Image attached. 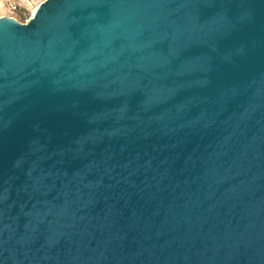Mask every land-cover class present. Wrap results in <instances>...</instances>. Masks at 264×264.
<instances>
[{
    "label": "water",
    "instance_id": "1",
    "mask_svg": "<svg viewBox=\"0 0 264 264\" xmlns=\"http://www.w3.org/2000/svg\"><path fill=\"white\" fill-rule=\"evenodd\" d=\"M0 264H264V0L0 16Z\"/></svg>",
    "mask_w": 264,
    "mask_h": 264
},
{
    "label": "rangeland",
    "instance_id": "2",
    "mask_svg": "<svg viewBox=\"0 0 264 264\" xmlns=\"http://www.w3.org/2000/svg\"><path fill=\"white\" fill-rule=\"evenodd\" d=\"M43 1L45 0H20L21 8L14 13L9 12V14H13L21 22H26L32 17L34 9Z\"/></svg>",
    "mask_w": 264,
    "mask_h": 264
},
{
    "label": "built area",
    "instance_id": "3",
    "mask_svg": "<svg viewBox=\"0 0 264 264\" xmlns=\"http://www.w3.org/2000/svg\"><path fill=\"white\" fill-rule=\"evenodd\" d=\"M20 5H21V3H20L18 0H9V1H8V8H9V11H10L11 13H14V12H16L17 10H19ZM8 16H13V17H15L13 14H10V15H8ZM28 20H29V19H27V21H28Z\"/></svg>",
    "mask_w": 264,
    "mask_h": 264
},
{
    "label": "crops",
    "instance_id": "4",
    "mask_svg": "<svg viewBox=\"0 0 264 264\" xmlns=\"http://www.w3.org/2000/svg\"><path fill=\"white\" fill-rule=\"evenodd\" d=\"M8 1L9 0H0V16L10 15L9 14L10 11H9V8H8ZM20 8H21V5H20Z\"/></svg>",
    "mask_w": 264,
    "mask_h": 264
},
{
    "label": "bare ground",
    "instance_id": "5",
    "mask_svg": "<svg viewBox=\"0 0 264 264\" xmlns=\"http://www.w3.org/2000/svg\"><path fill=\"white\" fill-rule=\"evenodd\" d=\"M36 9H37V8L34 9V12H35Z\"/></svg>",
    "mask_w": 264,
    "mask_h": 264
}]
</instances>
